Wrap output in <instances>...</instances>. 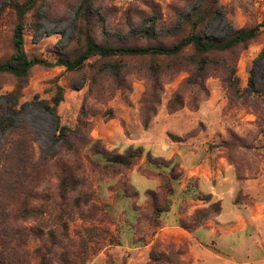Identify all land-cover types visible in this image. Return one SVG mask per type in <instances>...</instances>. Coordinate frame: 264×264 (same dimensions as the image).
<instances>
[{
  "label": "rangeland",
  "instance_id": "374dc122",
  "mask_svg": "<svg viewBox=\"0 0 264 264\" xmlns=\"http://www.w3.org/2000/svg\"><path fill=\"white\" fill-rule=\"evenodd\" d=\"M8 1L0 0V62L13 53L17 19ZM80 1H40V19L32 13L26 19L29 56L54 61L81 52L84 34L74 29ZM97 6L100 13L93 20L98 21L86 27L85 35L93 32L103 44L121 42L131 28L152 19L159 21V38L170 41L176 35L172 39L178 41L194 25L188 14L195 19L200 10L212 8L219 15L213 13L214 19L197 28L208 36L224 37L264 22V0H97ZM263 49L261 27L253 41L233 52L206 55L220 63L210 64L201 84L189 81V72L176 71L180 59L158 56H94L80 70L37 65L25 79L1 73L0 119L33 128L37 157L56 148V123L46 103L58 86L64 89L60 121L80 127L85 141L81 159L65 158L78 166L82 182L70 201L60 198L54 169L45 171L37 188L42 199L31 200L32 206H43L44 236L37 235L41 228L35 217L24 222L31 235L18 255L21 261L36 264L44 253L55 264L63 258L73 264H191L192 240L182 231L195 232L220 214L221 221L246 227L241 244L248 238L251 256L263 259L264 122L246 94L251 76L256 85L262 82L264 54L256 59ZM186 52L198 55L193 48ZM223 61L235 66L240 81V90L232 94L219 72ZM150 67L162 71L158 84L147 77ZM13 91L19 96L16 105L7 97ZM2 143L0 130V148ZM133 148L142 155L129 168L108 167L93 154H125ZM48 230L55 232L54 239ZM53 244L56 255L49 250Z\"/></svg>",
  "mask_w": 264,
  "mask_h": 264
},
{
  "label": "trees",
  "instance_id": "16d2710c",
  "mask_svg": "<svg viewBox=\"0 0 264 264\" xmlns=\"http://www.w3.org/2000/svg\"><path fill=\"white\" fill-rule=\"evenodd\" d=\"M41 0H9L8 4L12 7L16 15V25L13 31L12 44L13 53L7 60L0 62V74L9 73L18 79L28 77L31 69L37 65L45 67L64 66L68 70H80L94 56L101 58H115L120 56L128 57H145L158 56L165 60L180 59L176 71H187L190 74L189 81L195 84L204 82L205 76L211 69L210 64H219L218 61H212L208 58L209 54L219 52H233L249 42L253 41L260 33L264 22L249 28L232 30L224 37L208 36L197 30L198 26L206 24L210 19H214L220 12L217 9L200 10L197 18L192 19L194 14H188L187 19L194 23L192 30L188 35L183 36L180 40L174 41L171 35L170 41L159 38L157 27L158 19H152L150 23L146 22L144 27L129 30V35L121 42L103 44L98 42L93 32L86 33V27L95 21L100 13L97 6V0H81L79 7L75 12L74 29L77 33H83L85 46L81 52L73 58L60 56L54 61L38 57L29 56L25 49V30L26 19L30 13L40 19L42 6L39 5ZM214 13V18L212 17ZM137 36L140 39L149 40L146 44H136L131 41ZM152 40H156L153 42ZM193 48L198 55L190 57L186 50ZM264 49L256 62L263 56ZM116 70L120 66L114 63L110 64ZM173 66V65H170ZM147 77L158 84L161 76V69L148 68ZM214 69V68H213ZM219 70L218 68H215ZM220 75L227 84L229 93L239 91V78L236 75L235 66H230L226 61L221 62ZM64 89L57 87V93L52 102L46 103V108L55 119V143L56 148L50 153L41 151L36 156L35 133L33 128L27 124H15L13 118H1L0 130L3 135V143L0 148V264H30L21 261L18 256L24 253L25 247L30 239V232L24 225L29 218L35 217L41 230L37 235L43 238L44 230L42 227V205L32 206L31 200L42 199L37 188L42 185L45 171L54 169L55 175L59 180L60 198L69 200V195L78 191L82 185L80 175H78V166L74 162H68L66 157L81 159V152L85 141L82 137L80 127L72 129L63 125L58 114V106L64 100ZM248 97L254 98L252 105L254 111L261 122H264V69L262 71V82L256 85L254 77L251 76L249 86L246 89ZM244 96V95H242ZM10 102L15 105L19 103V96L16 91L7 94ZM145 126H148V120L143 119ZM94 155L100 156L105 160L108 167L119 166L129 168L134 165L142 155V150L130 149L125 154H112L106 150H97ZM80 172V171H79ZM150 196L155 192L150 190ZM76 200L74 199V203ZM185 228H194L195 226L183 225ZM33 234V233H32ZM50 238L54 239L55 232L48 230ZM51 239V240H53ZM54 244H58L54 243ZM49 248L50 253H55V245ZM39 261L36 264H55L51 263L44 253H39ZM59 264H73L67 258H63Z\"/></svg>",
  "mask_w": 264,
  "mask_h": 264
},
{
  "label": "crops",
  "instance_id": "0c3cea01",
  "mask_svg": "<svg viewBox=\"0 0 264 264\" xmlns=\"http://www.w3.org/2000/svg\"><path fill=\"white\" fill-rule=\"evenodd\" d=\"M219 216L195 232L182 231L192 240L191 264H264V258H253L245 247L249 243L248 238L244 246L241 244L246 227L227 224L221 221L222 214ZM236 217L240 218L241 215L236 214Z\"/></svg>",
  "mask_w": 264,
  "mask_h": 264
}]
</instances>
